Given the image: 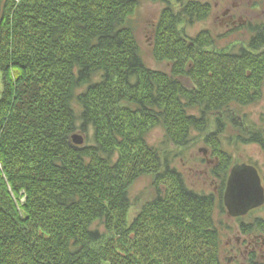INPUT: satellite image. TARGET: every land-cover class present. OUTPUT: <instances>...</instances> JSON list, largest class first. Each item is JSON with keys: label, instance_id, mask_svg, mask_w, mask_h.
Wrapping results in <instances>:
<instances>
[{"label": "trees", "instance_id": "obj_1", "mask_svg": "<svg viewBox=\"0 0 264 264\" xmlns=\"http://www.w3.org/2000/svg\"><path fill=\"white\" fill-rule=\"evenodd\" d=\"M150 1L163 5L153 57L169 71L140 53V0H0V264H226L233 162L222 137L233 120L234 142L264 153V119L243 112L264 94V18L243 26L244 44L218 49L209 30L182 27L211 4ZM91 129L92 143L74 142ZM200 134L218 158V192L188 187L173 165ZM144 175L155 195L129 223ZM250 226L264 232V221Z\"/></svg>", "mask_w": 264, "mask_h": 264}, {"label": "rangeland", "instance_id": "obj_2", "mask_svg": "<svg viewBox=\"0 0 264 264\" xmlns=\"http://www.w3.org/2000/svg\"><path fill=\"white\" fill-rule=\"evenodd\" d=\"M141 4L134 15V25L136 38L140 47V53L143 57L145 64L154 70H165L169 71L170 63L168 61L159 62L153 57V25L158 19L163 5L155 3L150 0H140ZM211 4V14L202 21L196 22L191 25H182L185 27L186 33L190 37L196 36L202 30H209L215 38V43L218 49H232L235 46H240L245 43L248 39V33L243 29V25H238L237 30L232 29L231 26L226 25L223 22V11L226 8H235V13H242L244 19L251 18V12L254 15L262 16L264 11V0H199ZM234 4V7L232 6ZM250 9V10H249ZM252 10V11H251ZM248 12V13H247ZM253 15V16H254ZM253 20H260L263 18H256ZM1 74V73H0ZM1 81V78H0ZM188 86L190 82L186 81ZM2 84V83H1ZM244 114L248 116L251 122L260 124L264 119V94L261 101L255 105L245 106L243 108ZM238 122L242 121L241 116H236ZM232 120V123L225 128L223 139V145L232 156L233 165L230 168L229 174L232 168L237 164H249L259 172L264 187V153L257 144H241L235 143L233 138L237 133L236 123ZM212 130L214 127L211 128ZM83 138L82 145L92 143L93 130L91 129L89 135L81 132H77ZM196 142L183 149L182 154L177 156L174 161V166L183 175V178L188 187L203 193H211L215 187L221 186V180L216 179L212 174V168L218 163V158L213 155L211 147L204 142L203 134ZM164 130L161 127L153 128L147 137L148 143L151 145H159L163 140ZM176 149L175 147L173 148ZM177 150V149H176ZM179 152V150H177ZM229 177V175H228ZM228 180V178H227ZM155 195V186L153 177L150 175L141 176L133 185L130 191V198L133 205L131 206L128 213V222L130 223L143 202L151 199ZM228 211V210H227ZM229 215V213H228ZM233 217H240V221L249 222L255 218H264V204L260 207L250 210L247 214L242 216H226L223 221L226 224L232 226V231L223 232V245L231 239L234 243L236 242L235 236L237 235V222L233 220ZM239 223V222H238ZM225 248V247H224ZM233 254L223 251V257L228 264V258L232 257Z\"/></svg>", "mask_w": 264, "mask_h": 264}, {"label": "water", "instance_id": "obj_3", "mask_svg": "<svg viewBox=\"0 0 264 264\" xmlns=\"http://www.w3.org/2000/svg\"><path fill=\"white\" fill-rule=\"evenodd\" d=\"M73 140L78 145L84 141L79 134H75ZM224 202L231 216L245 215L264 204V187L256 167L243 163L232 168L227 180Z\"/></svg>", "mask_w": 264, "mask_h": 264}, {"label": "flooded vegetation", "instance_id": "obj_4", "mask_svg": "<svg viewBox=\"0 0 264 264\" xmlns=\"http://www.w3.org/2000/svg\"><path fill=\"white\" fill-rule=\"evenodd\" d=\"M234 7V4H232ZM235 8H226L223 13V22L231 26L232 29L237 30L238 25H246L249 21H253L255 16L256 18H263L264 11L262 16L254 15V12H251V18L244 19V15L242 13H235ZM250 10V9H249ZM252 11V10H251ZM248 13V12H247ZM254 15V16H253ZM227 185V184H226ZM218 187L214 188V192H218ZM233 220L236 222H240V217H233ZM259 221V222H258ZM264 221V218H255L252 221L245 222L248 227L245 231L237 230V235L235 236L236 242L234 243L231 239L226 243L224 252H228L229 254H233V258H228V264H259L264 262V232L263 231H253L252 222L260 223ZM237 222L238 228L240 227V223ZM254 227V226H253ZM232 228V226L230 227Z\"/></svg>", "mask_w": 264, "mask_h": 264}]
</instances>
